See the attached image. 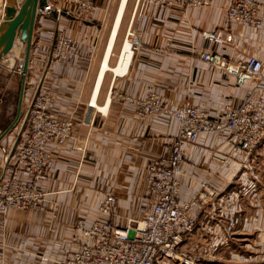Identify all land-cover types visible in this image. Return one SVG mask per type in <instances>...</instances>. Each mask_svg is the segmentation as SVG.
Masks as SVG:
<instances>
[{"label":"crops","instance_id":"obj_1","mask_svg":"<svg viewBox=\"0 0 264 264\" xmlns=\"http://www.w3.org/2000/svg\"><path fill=\"white\" fill-rule=\"evenodd\" d=\"M115 1L96 0L98 12L84 20L38 16L21 128L18 122L4 138L18 113L22 75L15 68L25 58V49L17 41L0 63V179L9 175L4 158L12 152L39 92L50 93V110L60 119L82 122L67 145H48L52 162L48 177L38 183L40 206L0 215V264H65L83 242L75 230L77 220L84 218L88 227L103 221L122 228L153 211L155 198L146 169L170 154L179 122L164 114L141 119L136 108L118 95L144 99L153 92L166 105L189 102L221 118L227 107L261 93L253 84L238 86L234 78L214 70L200 56L218 52L232 60L255 56L264 61V0H256L263 23L260 29L229 20V0H216L209 8L169 11L129 0L109 62L112 69L106 72L97 99L107 111L91 109L109 46ZM129 27L141 46L126 65L125 71L132 59L128 74L120 76L113 69ZM216 30L232 34L233 43L216 46L203 38V32ZM59 32L76 41L77 56L53 68L50 57ZM203 181L220 195L194 209L196 227L182 249L210 256L198 264H264V143L248 154L235 149L229 130L201 135L187 149L180 200L195 198ZM109 195L117 200L111 216L99 210Z\"/></svg>","mask_w":264,"mask_h":264},{"label":"built area","instance_id":"obj_2","mask_svg":"<svg viewBox=\"0 0 264 264\" xmlns=\"http://www.w3.org/2000/svg\"><path fill=\"white\" fill-rule=\"evenodd\" d=\"M143 5H152L159 10H195L211 7L216 0H141ZM229 20L260 29V9L256 0H229ZM7 0H0V19L4 17ZM96 0H47L39 12L41 17H55L84 20L98 12ZM126 40L131 51L141 46L139 37L132 28L126 31ZM203 38L216 46L233 43L234 36L224 30L203 32ZM77 56L76 41L59 32L52 45L50 67L74 60ZM200 58L214 70L234 78L238 86L253 84L260 89L258 96L245 99L237 106H229L221 118L189 102L166 105L162 98L150 92L144 99L118 95L124 103L133 105L141 119L154 114H164L179 122V132L168 156L155 160L146 169L149 190L155 198L153 211L138 221H131L126 227H114L103 221L87 226L86 220H77L75 230L82 243L65 264H198L209 258L206 254L188 252L182 249L186 237L196 227L192 212L198 206L214 202L219 191L209 182L199 184V190L192 200L179 198L181 178L187 149L204 134L222 133L229 130L233 135L235 149L248 154L264 143V61L251 56L232 60L218 52H206ZM133 59V58H132ZM128 70L122 76L128 74ZM16 71L23 76L24 58H20ZM121 76V75H120ZM51 95L39 92L31 105L28 118L17 136L12 154L4 158L3 166L9 171L0 179V215L10 210L31 211L40 206L42 194L38 183L46 180L52 162L48 145L65 146L74 137V130L80 127L73 119H60L50 110ZM2 132L0 130V136ZM100 213L114 215L117 200L109 195L100 206Z\"/></svg>","mask_w":264,"mask_h":264},{"label":"water","instance_id":"obj_3","mask_svg":"<svg viewBox=\"0 0 264 264\" xmlns=\"http://www.w3.org/2000/svg\"><path fill=\"white\" fill-rule=\"evenodd\" d=\"M46 3L47 0H7L5 15L0 26V63L12 52L17 41V44L25 49V61L17 117L1 138H4L23 116L22 104L27 87L35 23L40 8Z\"/></svg>","mask_w":264,"mask_h":264},{"label":"bare ground","instance_id":"obj_4","mask_svg":"<svg viewBox=\"0 0 264 264\" xmlns=\"http://www.w3.org/2000/svg\"><path fill=\"white\" fill-rule=\"evenodd\" d=\"M128 1L129 0H120L119 6H118V9H117V14H116V17H115V20H114V23H113V26H112V29H111V33H110L109 46H108L107 53H106V56H105V59H104V64L102 65L103 67L100 69L99 74L97 76L96 86H95V89H94V92H93V97H92V100H91V109H92V107H94V108H97V109H99L100 111H102L104 113L107 111V108H103V107L99 106L98 103H97V99H98V97L100 95L101 86H102V83L104 81L106 72L112 69L110 67V65H109V62H110V58H111V55H112V50H113L114 44L116 42V39H117L119 30H120V27H121L123 18L125 16V12H126V8H127V5H128ZM131 55H132V58H133L130 42H129V40L127 41L125 39L123 50L121 52V55H120V58H119V61H118V64H117V68L113 69V72H115L116 75H121L122 76L123 74H125L127 72L128 69L125 71V68H126L127 63L129 62V59H130ZM24 61H25V58H24Z\"/></svg>","mask_w":264,"mask_h":264},{"label":"rangeland","instance_id":"obj_5","mask_svg":"<svg viewBox=\"0 0 264 264\" xmlns=\"http://www.w3.org/2000/svg\"><path fill=\"white\" fill-rule=\"evenodd\" d=\"M117 3H118V1L116 0L115 2H114V4H113V6H112V14H111V22H112V20H115L114 19V17H115V14H116V12H117V9H118V6H117ZM125 18H126V15H125ZM111 22H110V24H111ZM113 23V22H112ZM126 25H127V19L124 21V24H123V27H122V33H124V31H125V29H126ZM25 94H26V88H25V91H24V96H25ZM12 104H11V106L13 107V108H15V105L13 104L14 102L12 101L11 102ZM100 103H102V101L100 102ZM2 105H5L6 106V104H2ZM9 106V105H8ZM4 107V106H3ZM8 111H9V109H7ZM23 119V116L21 117V120ZM19 121V128H21V122L22 121ZM19 128H18V132L20 131L19 130ZM17 132V131H16Z\"/></svg>","mask_w":264,"mask_h":264},{"label":"trees","instance_id":"obj_6","mask_svg":"<svg viewBox=\"0 0 264 264\" xmlns=\"http://www.w3.org/2000/svg\"><path fill=\"white\" fill-rule=\"evenodd\" d=\"M10 125V123L8 125H6V127L4 128V130H6L8 128V126Z\"/></svg>","mask_w":264,"mask_h":264}]
</instances>
